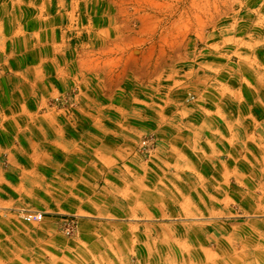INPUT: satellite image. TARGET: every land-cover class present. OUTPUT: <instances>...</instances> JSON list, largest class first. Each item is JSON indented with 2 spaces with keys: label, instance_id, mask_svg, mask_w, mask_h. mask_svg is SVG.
I'll return each mask as SVG.
<instances>
[{
  "label": "rangeland",
  "instance_id": "1",
  "mask_svg": "<svg viewBox=\"0 0 264 264\" xmlns=\"http://www.w3.org/2000/svg\"><path fill=\"white\" fill-rule=\"evenodd\" d=\"M0 264H264V0H0Z\"/></svg>",
  "mask_w": 264,
  "mask_h": 264
},
{
  "label": "crops",
  "instance_id": "2",
  "mask_svg": "<svg viewBox=\"0 0 264 264\" xmlns=\"http://www.w3.org/2000/svg\"><path fill=\"white\" fill-rule=\"evenodd\" d=\"M63 61L65 62V63H67V66H66V71L68 72V73H74V72H76L77 70H79L78 69V67H79V65H77V64H75L74 62H73V60H64L63 59ZM10 108V107H9ZM8 108V110H10ZM5 115H7V116H5V117H7L9 120H14L15 119V116H13V113L12 112H8L7 114H5ZM17 115V114H16ZM20 116H22V115H19L18 117V119H22V117H20ZM148 198V197H147ZM146 198V199H147ZM151 201H146V202H148V205L146 204V206H148V207H151V208H148L147 209V211H148V217H146L145 219H147V220H155V219H157V218H155V216L156 215H158L159 216V214H158V212L155 210V208H154V199H150ZM142 205L144 206L145 204H144V200L142 201ZM144 217V214H142V218ZM144 219V218H143Z\"/></svg>",
  "mask_w": 264,
  "mask_h": 264
},
{
  "label": "built area",
  "instance_id": "3",
  "mask_svg": "<svg viewBox=\"0 0 264 264\" xmlns=\"http://www.w3.org/2000/svg\"><path fill=\"white\" fill-rule=\"evenodd\" d=\"M37 218H40V217H37Z\"/></svg>",
  "mask_w": 264,
  "mask_h": 264
}]
</instances>
